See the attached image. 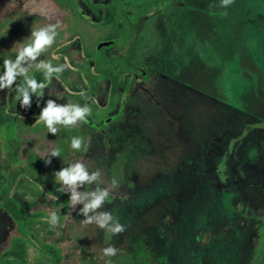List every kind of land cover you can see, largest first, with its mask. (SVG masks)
<instances>
[{
    "label": "rangeland",
    "instance_id": "rangeland-1",
    "mask_svg": "<svg viewBox=\"0 0 264 264\" xmlns=\"http://www.w3.org/2000/svg\"><path fill=\"white\" fill-rule=\"evenodd\" d=\"M92 4L0 0V73L32 31L57 21L55 43L39 59L71 65L28 110L16 99L23 76L0 91L7 113L0 127V264H31V253L33 264H104L101 250L109 245L120 249L112 264H264V0H235L228 8L220 0H173L146 18L124 11L131 36L107 50L111 64L126 71L117 72L114 94L94 56L99 41L113 37L115 0ZM29 75L46 82L42 70ZM48 99L89 104L88 122L58 125L53 136L39 118ZM74 136L88 141L87 150L71 148ZM54 148L60 156L45 166ZM77 160L102 169L101 187L118 182L104 209L125 232L82 224V205L74 209L59 191L53 173ZM25 176L33 185L17 188ZM11 189L46 204L26 231L2 205ZM52 211L60 217L55 227ZM7 254L15 257L8 263Z\"/></svg>",
    "mask_w": 264,
    "mask_h": 264
},
{
    "label": "clouds",
    "instance_id": "clouds-1",
    "mask_svg": "<svg viewBox=\"0 0 264 264\" xmlns=\"http://www.w3.org/2000/svg\"><path fill=\"white\" fill-rule=\"evenodd\" d=\"M235 0H220L219 6L222 8L230 7ZM209 7H215L210 4ZM224 15H227L225 12ZM61 27V22L49 23L31 32L28 43L23 44L16 53L15 59H5L3 61V71L0 73V91L12 89L16 84L17 78L24 77L23 85H16V99L22 109L28 110L32 106V97L39 93L41 99L43 90L54 75L62 74L71 67L70 63L65 59L63 64L53 65L50 61L40 60L39 57L47 49L51 48L55 43L58 35L57 29ZM42 70L46 82H38L34 76L29 75L30 69ZM86 96L85 92L79 93ZM38 99V100H39ZM39 107V103H37ZM92 109L89 104L81 106L76 103L59 104L56 100L48 99L45 106L40 111V122H43L48 132L53 136L59 131L58 125L65 127H74L78 123H87V117L91 115ZM88 141L84 137H73L71 140V148L80 151L82 148L87 150ZM60 149L54 148L44 158L45 166L52 164L53 157L59 158ZM53 176L59 181V191L69 195V200L73 208L82 205L79 215L84 219L82 224H95L100 229L106 230L113 235H119L127 230V226L120 222L118 216L112 211L105 210V202L109 199L113 190L119 187L118 182L113 179L106 187H101L104 183L102 176L103 171L100 168L90 170L88 165L77 160L70 163L67 167H61L59 171H55ZM86 185H95L91 190L84 189ZM31 199V197H25ZM60 217L56 211L50 213L49 223L53 227L59 224ZM102 254L105 259L104 264H112V257L119 254L120 249L114 245L104 247Z\"/></svg>",
    "mask_w": 264,
    "mask_h": 264
},
{
    "label": "trees",
    "instance_id": "trees-1",
    "mask_svg": "<svg viewBox=\"0 0 264 264\" xmlns=\"http://www.w3.org/2000/svg\"><path fill=\"white\" fill-rule=\"evenodd\" d=\"M172 5H173V0H117L115 11L120 18L119 20L121 21V25L116 26V31H117L116 36L109 41L103 42L100 45V49H98V52L102 53L103 48L105 46H113L118 43H121L123 41L122 39L128 36L127 35L128 31L126 29V26H127L126 18L124 14L122 13L124 9L131 10L132 12L145 17V16H149L153 12L160 13L162 11H167L170 9ZM6 114L7 113L3 109H0V127L4 122ZM14 181L15 179L12 180V182ZM30 184L33 185L32 180L28 178L27 176H25L24 178L20 179V181L17 184V188L22 187V186H27ZM9 194H12L10 198L8 197ZM25 197H31V199H26ZM2 200H3L2 205L6 208V210L10 214L16 217L17 222L19 224L20 232L21 230H25L23 226H25V223L27 221L39 220L43 218V216L45 215L43 208L45 207L46 204L45 203L41 204L40 202L41 196H39L38 194L23 196V195H20V193H16L14 189H11L9 193L3 194ZM49 202L50 203L53 202V204L54 203L60 204L63 201L61 199L60 202L57 200H52ZM38 205L39 207H37ZM25 228L28 229L29 227L28 228L25 227ZM24 241L27 244L28 242L33 243V245L35 246V251L49 254L44 249H42V247L37 245L30 237H26V239L24 238ZM12 257L15 258L12 254L10 255L7 254L4 257V260L7 261L8 263V261ZM27 257H28V254H27ZM52 257L54 260L57 259L55 258L54 255ZM36 259H37L36 255H33V253H31V258H29V261L32 262L31 264H33L34 261H36Z\"/></svg>",
    "mask_w": 264,
    "mask_h": 264
},
{
    "label": "flooded vegetation",
    "instance_id": "flooded-vegetation-1",
    "mask_svg": "<svg viewBox=\"0 0 264 264\" xmlns=\"http://www.w3.org/2000/svg\"><path fill=\"white\" fill-rule=\"evenodd\" d=\"M73 1H75V0H73ZM88 1V4H90L92 7H93V9H95L94 8V5L92 4V0H87ZM116 1L117 0H115V4L113 5V10H114V12H115V14H116V16H117V19H118V22L117 23H115V25H114V31H113V37H111V38H109V39H105V40H102V41H99V43L97 44V47H96V51H95V61H97L96 62V69H97V71L99 72L98 74H100V77H102V78H105V79H110L111 80V86H112V93L114 94L115 92H116V88H117V86H118V84H119V82H120V80L122 79V76H120V74H118L117 72H120V73H125L126 71L125 70H123V69H121L119 66H116L114 63L115 62H112V64H111V62H110V60H108V56H107V50H109V49H112V48H116V47H120L124 42H126L129 38H130V36H131V33H132V23H131V20L129 19V17H127L126 15H125V13H124V11H130V12H132L131 10H127V9H124V11L122 12L123 14H124V16H125V18H126V22H127V26H126V29H127V37L126 38H123L122 40V42L121 43H118V44H116V45H113V46H105L104 48H103V52L102 53H99L98 52V49H100V45L103 43V42H106V41H109V40H111V39H113L115 36H116V33H117V31H116V26H120L121 25V21L119 20L120 18H119V16L117 15V13H116V11H115V7H116ZM73 4V6L74 7H76L77 8V5L78 4H76L75 2H73L72 3ZM79 12L82 14V15H84V12H83V10H79ZM132 13H134V12H132ZM156 13V12H155ZM135 15H138V16H140V17H142V18H146V17H148V16H141V15H139V14H136V13H134ZM152 14V13H151ZM87 20L89 21V19L87 18ZM118 70V71H117ZM37 95H38V93L37 94H35V96L37 97ZM117 118L114 116V117H110V118H108V119H106V124H109L110 122H112V121H114V120H116ZM219 140H221V139H219Z\"/></svg>",
    "mask_w": 264,
    "mask_h": 264
}]
</instances>
